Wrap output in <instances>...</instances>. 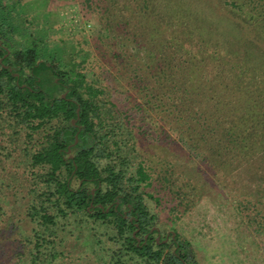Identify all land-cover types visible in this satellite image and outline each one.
Segmentation results:
<instances>
[{
  "label": "trees",
  "instance_id": "16d2710c",
  "mask_svg": "<svg viewBox=\"0 0 264 264\" xmlns=\"http://www.w3.org/2000/svg\"><path fill=\"white\" fill-rule=\"evenodd\" d=\"M121 1L120 20L127 29L120 31L117 44L108 45L119 46L115 55L123 69L130 68L128 76L141 81L147 102L183 124L194 146L203 148L215 136L209 149L214 160L231 159L235 170L264 183V74H257L264 71V0H212L226 10L220 17L205 11L200 0ZM108 2L112 17L119 0ZM20 5L21 0H0V120L15 132L26 131L34 193L28 216L37 224L36 235L23 239L16 262L200 264L190 241L163 235L153 223L156 214L143 189L150 174L139 160L128 114L101 99L103 90L87 80L76 61L44 58L39 41L14 51L7 47L14 29L8 15ZM106 29L110 39L117 37L113 25ZM128 38L132 44L124 42ZM193 42L210 55L194 53ZM223 51L235 60L230 68L238 78L230 79L231 86L243 97L229 125L205 110L204 96L211 89L200 82L207 77V61L216 64L211 57L222 58ZM160 90L168 93L167 100ZM81 214L104 235H68L73 233L67 230L68 218Z\"/></svg>",
  "mask_w": 264,
  "mask_h": 264
},
{
  "label": "rangeland",
  "instance_id": "374dc122",
  "mask_svg": "<svg viewBox=\"0 0 264 264\" xmlns=\"http://www.w3.org/2000/svg\"><path fill=\"white\" fill-rule=\"evenodd\" d=\"M108 3L21 0V7L8 15V23L14 29L6 45L14 51L39 41L44 58L76 61L87 80L103 90L101 99L115 103L128 114L141 154L139 160L143 159L150 174L149 182L143 186L147 205L156 214L153 223L163 235L175 233L179 240L190 241L200 264H264V183L246 170H235L229 165L231 159L226 164L214 160L209 149H214L215 136L198 148L186 136L183 124L173 120L166 109L159 111L147 102L148 97L140 91L141 81L131 79L130 68L123 69L121 58L115 55L120 52L119 46L108 45L117 44L122 39L120 31L127 29L120 20L125 3L119 0V10L112 9V21L107 16ZM199 4L216 17L226 11L216 1L200 0ZM175 8L183 11V5ZM109 25H113L111 32L117 35L113 39L107 34ZM124 42L131 43L129 38ZM196 44L193 42L191 48L194 53L210 55L208 49ZM137 50L138 47H131V51ZM143 52L144 49L140 51L142 55ZM222 53V58L211 57L216 64L207 61L203 74L207 77H201L200 82L205 81L211 89L204 96L205 110L229 125L243 97L242 90L231 86L230 79L238 78V72L230 68L235 60L227 52ZM251 65L257 69V64ZM257 74L264 71L258 70ZM151 76L154 78L152 73ZM152 77L151 87H156ZM166 94L159 91L165 100ZM26 141L25 130L15 132L6 120H0V264H18L16 257L23 249V239L36 235L37 224L28 216L34 193L30 191L32 150ZM67 223V230H73L68 235H104L101 228H94L85 220L84 214L68 218ZM22 262L27 264L28 260Z\"/></svg>",
  "mask_w": 264,
  "mask_h": 264
}]
</instances>
